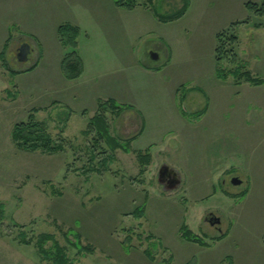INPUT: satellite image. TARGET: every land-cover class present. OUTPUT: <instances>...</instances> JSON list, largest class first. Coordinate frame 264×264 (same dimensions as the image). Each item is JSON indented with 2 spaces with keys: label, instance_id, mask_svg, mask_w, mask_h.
Instances as JSON below:
<instances>
[{
  "label": "rangeland",
  "instance_id": "obj_1",
  "mask_svg": "<svg viewBox=\"0 0 264 264\" xmlns=\"http://www.w3.org/2000/svg\"><path fill=\"white\" fill-rule=\"evenodd\" d=\"M247 2L262 0H190L182 18L156 20L154 29L149 25L134 38L133 54L122 57L108 52L110 38L104 34L99 38L103 54L87 63L86 76L74 80L66 78L63 60H39L43 45L31 35L0 28V264H54L38 249L43 233L54 235L73 264H264V84L237 83L233 75L220 79L215 62L216 34L249 19L235 28L236 64L264 79V17L251 12ZM153 3L168 15L184 0ZM23 43H30L32 52L21 61ZM153 51L158 59L151 57ZM170 53L169 70L139 69L140 61L160 67ZM109 98L131 106L120 115L108 112L107 118L114 136L124 141L136 136L132 150L118 149L109 169L85 174L93 152L97 165L108 146L99 147L93 133L82 131L98 101ZM31 115L63 151L17 145L15 126ZM138 151L152 155L143 173ZM164 163L180 171L179 189L164 191L159 184ZM235 177L242 182L233 183ZM139 207H145L142 217L133 214ZM209 214L221 223L211 224ZM184 224L210 245L183 239ZM130 228L142 236H134L129 248L123 241ZM21 232L30 243L22 241ZM75 232L94 253L79 252ZM149 235L151 240L144 239ZM53 246L52 239L45 244Z\"/></svg>",
  "mask_w": 264,
  "mask_h": 264
},
{
  "label": "trees",
  "instance_id": "obj_2",
  "mask_svg": "<svg viewBox=\"0 0 264 264\" xmlns=\"http://www.w3.org/2000/svg\"><path fill=\"white\" fill-rule=\"evenodd\" d=\"M190 0H184L183 7L174 12L173 14H163L160 13L153 5V0H148L147 2H140V0H115V3L118 7L125 9L133 10L137 7L150 8L156 17L164 23H168L174 20L180 19L187 12L189 8ZM246 7L258 16L264 17V0L261 3L247 2ZM250 20H243L233 22L230 27L224 29L216 34V48H215V62H216V75L218 78L226 80L230 75H233L236 78V82L240 83L242 81H248L252 85L260 86L264 84V79L259 77H254L250 71L244 70V65L236 64L238 61V55L236 53L235 46L239 42V37L235 31V28L242 23H249ZM261 26V25H258ZM81 30L79 27L70 24L64 23L61 24L58 28V34L61 41V44L66 49L71 48V51H66L63 58V70L66 75V78L74 80L79 78L84 72L83 60L78 51V38L80 36ZM8 46V42L5 47ZM4 47V48H5ZM235 63L236 67L228 68L226 64ZM37 65V64H36ZM130 109L131 106L126 104H120L114 98L109 99H100L98 101V110L93 117L89 120V125L86 130L82 131L83 135L89 136L94 134L95 143L101 147L104 142L108 149H104L101 153H105L99 163L95 165L93 162L97 158L96 152H93L90 161V166H85V174L93 171L101 172V168L109 169L110 163L116 159V151L121 149L125 152H130L132 150V142L136 136L126 139L125 141L122 138L116 137L111 132V126L108 122L107 113L110 112L115 115H120L125 109ZM207 110V107L204 108V111ZM199 113L197 118L200 117ZM142 132V131H140ZM14 140L17 145L28 151H41L43 153H56L64 150V145L58 143L54 140L50 132H48L46 126L39 122L35 115H31L30 119L27 122H21L15 126L13 132ZM138 160L141 166V173L145 171V168L152 160V155L149 151L143 153L142 151L137 152ZM99 166V167H97ZM246 194V192H244ZM133 214L138 217H142L145 214V207L137 208ZM4 219V210L3 205H0V225ZM134 229L130 228L127 230V235L123 243L126 247L130 248L134 236H142L140 233L134 235ZM26 233L21 232L22 241L25 243H30L25 237ZM227 235V233L225 234ZM225 235H221L219 239H222ZM77 238L76 248L82 254H90L95 252V247L91 244H83L82 236L79 233L75 232ZM153 235H149L144 238L146 240H151ZM182 238L193 243L200 244L201 246H209L210 244L205 240V237L199 236L194 233L186 224L182 226ZM54 240V246L50 249L45 247V244L48 240ZM38 249L45 258L53 259L54 264H73L68 258L66 249L60 245V243L55 239L54 235L43 233L40 235L37 243ZM144 253L153 261L156 260V257L152 255L150 249H144ZM166 264H169V261H164Z\"/></svg>",
  "mask_w": 264,
  "mask_h": 264
},
{
  "label": "crops",
  "instance_id": "obj_3",
  "mask_svg": "<svg viewBox=\"0 0 264 264\" xmlns=\"http://www.w3.org/2000/svg\"><path fill=\"white\" fill-rule=\"evenodd\" d=\"M134 14H136L135 23ZM156 20L159 19L150 8L137 7L128 10L118 7L115 0H0V28L17 29L24 31L26 36L31 35L35 43L43 45V50L38 56L42 62L63 60L65 52L58 34L61 24L70 23L79 27L81 33L78 38V51L85 64L81 79L89 70L91 71L87 63L97 60L98 55L103 54L104 45L99 38L101 39L104 34L110 38L109 53L119 54L122 57V54L128 51L130 55L133 54L131 46L134 38L142 37V33L149 30V25L154 29ZM30 31L34 33L27 35ZM172 63L173 56L170 53L168 61L160 67L142 65L140 61L143 67L139 64V69L155 74L169 70ZM175 96H178V89H175ZM137 108L144 113V108ZM145 134L146 128L140 138ZM147 148L148 146H144L140 149Z\"/></svg>",
  "mask_w": 264,
  "mask_h": 264
},
{
  "label": "water",
  "instance_id": "obj_4",
  "mask_svg": "<svg viewBox=\"0 0 264 264\" xmlns=\"http://www.w3.org/2000/svg\"><path fill=\"white\" fill-rule=\"evenodd\" d=\"M30 52V44L23 43L18 53L19 60H27ZM151 57L153 59H158L159 55L157 52L153 51L151 52ZM158 182L160 185H162L164 191H173L181 187L182 175L178 169L167 163H164L159 169ZM241 182L242 181L236 177L233 179V183L240 184ZM207 220L213 225L221 222V220L217 218L214 214H210V216L207 217Z\"/></svg>",
  "mask_w": 264,
  "mask_h": 264
},
{
  "label": "flooded vegetation",
  "instance_id": "obj_5",
  "mask_svg": "<svg viewBox=\"0 0 264 264\" xmlns=\"http://www.w3.org/2000/svg\"><path fill=\"white\" fill-rule=\"evenodd\" d=\"M209 216H210V214H209ZM210 218V217H209Z\"/></svg>",
  "mask_w": 264,
  "mask_h": 264
}]
</instances>
